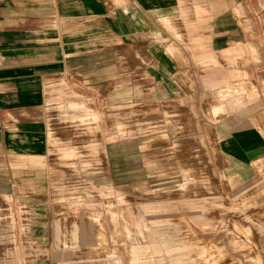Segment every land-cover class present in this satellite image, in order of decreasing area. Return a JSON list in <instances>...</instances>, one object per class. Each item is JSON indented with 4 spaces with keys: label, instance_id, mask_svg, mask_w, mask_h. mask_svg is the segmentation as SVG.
Returning a JSON list of instances; mask_svg holds the SVG:
<instances>
[{
    "label": "rangeland",
    "instance_id": "1",
    "mask_svg": "<svg viewBox=\"0 0 264 264\" xmlns=\"http://www.w3.org/2000/svg\"><path fill=\"white\" fill-rule=\"evenodd\" d=\"M101 27L45 83L39 161L0 151V264H264V156L229 149L244 96L161 71V26Z\"/></svg>",
    "mask_w": 264,
    "mask_h": 264
},
{
    "label": "crops",
    "instance_id": "2",
    "mask_svg": "<svg viewBox=\"0 0 264 264\" xmlns=\"http://www.w3.org/2000/svg\"><path fill=\"white\" fill-rule=\"evenodd\" d=\"M24 12L28 20L35 15L33 26L22 24ZM92 26L125 34L161 26V47L171 41L177 57L161 55V71L189 72L194 88L197 80L202 89L235 85L226 95L242 94L244 105L231 117L238 129L230 131L229 149L246 160L264 156V0H0V151L39 161L47 140L45 83L69 71L71 57L85 59ZM70 46L78 53L71 56Z\"/></svg>",
    "mask_w": 264,
    "mask_h": 264
}]
</instances>
